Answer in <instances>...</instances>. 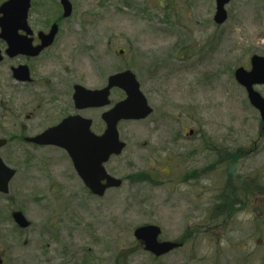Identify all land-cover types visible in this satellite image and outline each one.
<instances>
[{"label": "rangeland", "instance_id": "1", "mask_svg": "<svg viewBox=\"0 0 264 264\" xmlns=\"http://www.w3.org/2000/svg\"><path fill=\"white\" fill-rule=\"evenodd\" d=\"M70 1L74 16L65 21L59 0L33 2L39 27L50 16L49 27L61 26L56 44L34 65L39 80L57 74L70 80V91L73 83L99 89L110 75L132 70L154 114L119 124L127 147L106 167L123 186L93 196L64 151L22 140L76 113L71 95H17L10 74L16 61L1 65L0 138L9 143L0 155L17 172L10 193H0V264H64L65 249L87 261L128 253L131 264H264V130L234 76L236 68H250L252 55H264V0H231L220 26L216 0ZM123 98L120 90L112 94L114 103ZM103 111L79 113L101 134ZM227 170L256 175L262 194L246 198L247 207L226 220L211 212ZM194 171L199 177H188ZM143 173L152 179L134 183ZM16 211L28 219L26 230L15 224ZM150 224L161 227V241H188L154 258L133 235ZM69 237L77 241L67 248Z\"/></svg>", "mask_w": 264, "mask_h": 264}, {"label": "water", "instance_id": "2", "mask_svg": "<svg viewBox=\"0 0 264 264\" xmlns=\"http://www.w3.org/2000/svg\"><path fill=\"white\" fill-rule=\"evenodd\" d=\"M231 0H216V24H224L228 19L226 6ZM64 17L72 14L70 0H60ZM31 0H8L0 6V39L7 43L6 54L10 58L19 55L38 56L44 49L50 47L57 36L58 25L52 26L48 34L40 33L41 44L34 46L32 30L28 25ZM23 31L26 35H20ZM3 60L0 50V62ZM252 69L247 71L239 68L235 72L237 82L245 88L250 104L257 109L264 122V98L255 90L256 85H264V58L254 56ZM14 78L24 82L30 80L27 66L13 68ZM114 88L122 90L126 98L102 114V120L107 128L102 135L92 131L93 121L80 115L69 116L57 126L48 128L43 133L26 138V142L40 146H56L65 150L73 161L78 176L85 185L96 195L103 196L108 189L120 188L123 181L110 175L105 164L112 156L121 155L126 143L121 140L118 130L122 121H141L147 119L153 109L141 90L136 75L130 71L117 73L109 77L108 84L103 89H88L75 86L73 96L75 107L79 110L90 108H105L111 105L110 95ZM6 140L0 139V148L5 146ZM16 171L8 167L0 157V192L8 194L9 184ZM15 223L22 229L29 227V221L22 212L13 214ZM162 231L157 225L138 227L134 235L141 241L146 251L157 257L164 256L179 248L181 244L174 242H160Z\"/></svg>", "mask_w": 264, "mask_h": 264}, {"label": "flooded vegetation", "instance_id": "3", "mask_svg": "<svg viewBox=\"0 0 264 264\" xmlns=\"http://www.w3.org/2000/svg\"><path fill=\"white\" fill-rule=\"evenodd\" d=\"M70 2L72 4V14L69 17H64V14H62V17H63L62 19H64V21L67 19H71L74 16V13H73L74 12V6H73L72 1H70ZM60 7L62 8L61 5H60ZM62 11H63V9H62ZM36 17L37 16L35 14H30L28 21H29V26L31 27V30L33 33L30 38L33 39L34 46H39L41 44L39 34L40 33L47 34L51 30V27L54 24H52L49 27V25L52 23V20H53V19H51L52 16H50L48 19H44L43 26L39 27L37 22L34 21V19ZM55 20H59V19L57 18ZM57 22L58 21H56L55 23H57ZM58 24H59V22H58ZM60 30H61V26L59 24L58 35L60 33ZM19 34L24 35L25 33L20 31ZM56 39L58 40V38H56ZM57 40L55 41V43L57 42ZM6 47H7L6 42L0 39V50L2 51V55H3V60L0 62V67H1V65H6L7 59H10V58H7L5 55L6 49H7ZM47 49H46V51H47ZM42 53L39 54L38 56H35V57H31V56H27V55H19L15 58L10 59L11 61L12 60L16 61L15 63L18 62V64L14 63L10 69L11 70L10 74L12 76V80L15 81V83L17 84V87H18L17 95L26 94L28 97H30V96L34 97V98H31L33 101V100L40 98V96H37V97H35V96H36L38 90H42V91H48V94H45V95H49V93H51V92H56V94L60 95L57 97L66 96V95L69 97L71 95V98L73 100L74 88H75V86L81 85V84L73 83V85L71 86L72 87L71 91H70V85L68 86V83L70 82V80H67L66 82L61 81V79L58 77L57 74L50 76L49 80H47L46 82H43V81L47 77L40 78L41 81L37 77V73L35 72L34 65H36V63L40 61V59L42 58ZM258 56L264 58V55H258ZM251 58H252V56L249 59V67L250 68H252ZM20 66H27L28 67L30 80L24 82L22 80H17L14 78L12 69L14 67H20ZM1 82L2 81L0 79V89H1ZM258 87H261L264 89V85H261ZM64 91L67 93L65 94ZM259 93L262 95V97H264V95L261 92H259ZM41 108H42V105H39L38 109H41ZM73 108H74V106H73ZM45 110H48L49 113L52 112L51 107L49 109H44V111ZM257 112L260 115V112L259 111H257ZM75 114H77V113H75ZM260 121H261L262 129L264 130V122L262 123L261 115H260ZM53 125H56V124H53ZM105 128H106V126H105ZM181 175H183V174H181ZM190 176L192 178H197V177H199V173H198V171H194L191 175H188V177H190ZM225 176H226L225 186L223 187L222 192H220V194L217 196L218 197L217 198L218 199V201H217L218 205L216 207V210L211 212V213H215V212L223 213V211H224V213L227 214L226 217L230 218L233 215L237 214L238 212L243 211L247 207L246 198L256 197V196L262 194V184H261V180L259 178H257L256 175L253 178H251L248 175L244 176L241 173H237L236 175L225 174ZM181 179H183L182 176H181ZM207 192H210V188H207ZM228 200H229V205L222 207L221 204L225 201H228ZM249 206L252 207V199L249 200ZM213 221H214V218L209 216L206 222H208V225H211L213 223ZM219 225L221 227L224 226V224H218L217 226H219ZM74 241H77V240L73 237H69V241H66L67 242V248L71 247L72 243ZM181 243L184 245V242H181ZM61 256H62V261H64V264H131L132 263V257H133L132 254H128V253L119 254V255L103 254V255H101V257L99 259L87 261L86 256H83L82 254H77L74 251L70 252L66 249L63 250V254ZM105 257H108L109 259L102 260Z\"/></svg>", "mask_w": 264, "mask_h": 264}, {"label": "trees", "instance_id": "4", "mask_svg": "<svg viewBox=\"0 0 264 264\" xmlns=\"http://www.w3.org/2000/svg\"><path fill=\"white\" fill-rule=\"evenodd\" d=\"M13 139H16V137L11 138L12 141H13ZM229 172H230L229 174H233V173H231V171H229ZM227 173H228V170H227ZM148 178H150V180H151L152 179V176L150 174H147V173L137 174V175L134 176V179H133L134 181L133 182L134 183L135 182H141V183L147 182V181H150ZM129 180H130V177H129ZM227 205H229V200L228 201H225V202H223L221 204L222 207H225Z\"/></svg>", "mask_w": 264, "mask_h": 264}]
</instances>
